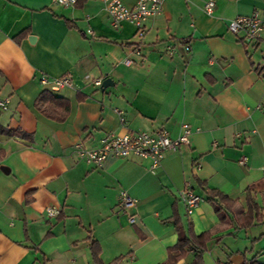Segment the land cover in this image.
I'll list each match as a JSON object with an SVG mask.
<instances>
[{
	"label": "crops",
	"instance_id": "obj_1",
	"mask_svg": "<svg viewBox=\"0 0 264 264\" xmlns=\"http://www.w3.org/2000/svg\"><path fill=\"white\" fill-rule=\"evenodd\" d=\"M254 10L264 0H164L138 40L130 23L110 25L104 0H0V128L14 132L0 130V264H93V244L103 264H163L178 238L174 218L184 232L191 223L210 234L202 264H264V217L241 227L247 194L264 216V43L227 30ZM63 75L71 84L53 88ZM105 79L104 90L93 84ZM44 92L68 102L63 118L47 98L39 109ZM183 125L189 144L155 168L113 156L95 166L75 151L107 134L174 138ZM186 182L200 197L190 215L177 200ZM207 188L234 203L217 213ZM121 191L135 206L118 207ZM50 206L57 217L46 216Z\"/></svg>",
	"mask_w": 264,
	"mask_h": 264
},
{
	"label": "built area",
	"instance_id": "obj_2",
	"mask_svg": "<svg viewBox=\"0 0 264 264\" xmlns=\"http://www.w3.org/2000/svg\"><path fill=\"white\" fill-rule=\"evenodd\" d=\"M58 3L67 5L74 4L76 0H55ZM108 13L110 25L114 28L118 27L122 22H128L135 28V36L140 40L145 32L144 23L148 18L158 15L162 10V2L164 0H134L133 4L128 6L122 0H104ZM214 3L209 1L205 4L204 9L210 13ZM227 30L240 38V40L251 46L264 43V10H254L249 15H238L227 22ZM189 49L188 46L185 47ZM136 55L140 56L139 48ZM123 62L126 65L133 63L131 58H125ZM53 88L70 85L71 81L67 75H63L51 80ZM43 83L48 80L43 77ZM95 86H100V80H94ZM8 108V98L0 99V109ZM121 113V112H119ZM121 120H123L121 118ZM190 130L183 125L182 132L172 138L165 129H158L154 132L147 131H130L122 134H107L100 139L98 146L94 148H85L81 143L75 145V151L78 156L86 162L95 166L108 157L131 158L137 157L150 160V168L158 166L165 154L169 151H176L181 145L189 144ZM242 157L240 162H244ZM180 202L184 206L185 213L190 215L200 202V197L193 191V187L186 182L183 189L178 195ZM136 199L129 196L125 191L119 193L118 207L126 209L135 206ZM61 210L58 207H47L45 214L48 218L57 217ZM129 223H134L133 215L128 217Z\"/></svg>",
	"mask_w": 264,
	"mask_h": 264
},
{
	"label": "trees",
	"instance_id": "obj_3",
	"mask_svg": "<svg viewBox=\"0 0 264 264\" xmlns=\"http://www.w3.org/2000/svg\"><path fill=\"white\" fill-rule=\"evenodd\" d=\"M46 98L54 103H57L64 109L63 113L59 116V118H63L65 113L68 111V102L65 99L55 96L53 97L48 92H44V94L41 95L37 101V106L39 107V109H42L40 108V105L42 104V102L46 100ZM1 131L6 134L14 133L11 130H1ZM206 192L209 195V199L214 202L215 211L217 213H220L221 211L222 208L221 204H224L225 206L229 207L234 203L233 200L229 199L225 194H223L220 191L212 190V189L210 190L207 188ZM177 200L180 201L179 197H177ZM246 205H247V211L241 215V227H249L253 223L261 221L264 217L261 214L258 205L254 202V200L251 198L249 194H247L246 196ZM173 222L178 233V238L176 243L168 248L167 259L163 264H177L179 259H181L189 250L193 251L194 253L193 259L189 264H202L201 257L203 252L207 248L206 243L210 239V234L209 233H202L199 235L194 234L191 227V223H188L189 227L187 231L184 232L181 229L180 221L178 220V218H174ZM99 252H100L99 246L97 244H93L91 246V255H92L93 264H103L99 258ZM120 260L121 258L118 257L108 264H118ZM242 264H263V263L259 262L256 256H253L250 259L244 260Z\"/></svg>",
	"mask_w": 264,
	"mask_h": 264
},
{
	"label": "water",
	"instance_id": "obj_4",
	"mask_svg": "<svg viewBox=\"0 0 264 264\" xmlns=\"http://www.w3.org/2000/svg\"><path fill=\"white\" fill-rule=\"evenodd\" d=\"M30 40H31V39H30ZM111 85H112L111 80H110V79H105V80L102 82V84H101V86H100V89H101V90H104L106 87L111 86ZM1 169L4 170L5 167H4V166H1Z\"/></svg>",
	"mask_w": 264,
	"mask_h": 264
}]
</instances>
